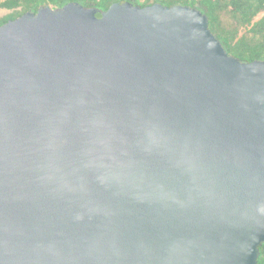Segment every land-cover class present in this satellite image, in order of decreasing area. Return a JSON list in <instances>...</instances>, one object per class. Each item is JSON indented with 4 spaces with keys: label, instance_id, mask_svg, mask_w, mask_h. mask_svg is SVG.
Listing matches in <instances>:
<instances>
[{
    "label": "water",
    "instance_id": "95a60500",
    "mask_svg": "<svg viewBox=\"0 0 264 264\" xmlns=\"http://www.w3.org/2000/svg\"><path fill=\"white\" fill-rule=\"evenodd\" d=\"M263 242L264 60L198 4L0 25V264H259Z\"/></svg>",
    "mask_w": 264,
    "mask_h": 264
},
{
    "label": "trees",
    "instance_id": "16d2710c",
    "mask_svg": "<svg viewBox=\"0 0 264 264\" xmlns=\"http://www.w3.org/2000/svg\"><path fill=\"white\" fill-rule=\"evenodd\" d=\"M126 0H0V8L9 10L0 17V25L21 16L28 10L37 11L42 5L62 7L69 2L107 9L113 2ZM146 6L154 2L172 6L177 3L199 5L208 15L211 31L226 51L250 62L264 60V0H128ZM258 263L264 264V242L260 245Z\"/></svg>",
    "mask_w": 264,
    "mask_h": 264
},
{
    "label": "rangeland",
    "instance_id": "374dc122",
    "mask_svg": "<svg viewBox=\"0 0 264 264\" xmlns=\"http://www.w3.org/2000/svg\"><path fill=\"white\" fill-rule=\"evenodd\" d=\"M8 12H10V11L7 10V9H4V8H0V17H2L3 15L7 14Z\"/></svg>",
    "mask_w": 264,
    "mask_h": 264
}]
</instances>
